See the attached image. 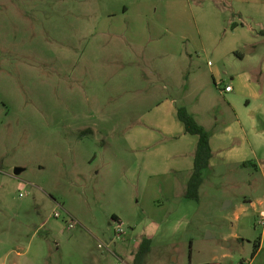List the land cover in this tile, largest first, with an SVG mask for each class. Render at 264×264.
I'll list each match as a JSON object with an SVG mask.
<instances>
[{"label":"rangeland","instance_id":"rangeland-1","mask_svg":"<svg viewBox=\"0 0 264 264\" xmlns=\"http://www.w3.org/2000/svg\"><path fill=\"white\" fill-rule=\"evenodd\" d=\"M126 1L133 0H0V258L31 239L37 245L36 230L45 220L64 227L68 219L55 218V210L77 220V227L83 222L98 227L100 239H113L109 211L131 213L139 201L128 199L136 154L127 131L137 116L154 100L172 95L204 120L201 113L210 97L219 94L213 65L136 47L112 35L109 15L119 16ZM153 1L138 0L142 16ZM157 1L153 10L172 16L162 25L174 48L224 50L215 53L216 79L223 87L233 85L230 95L241 94L243 74H250L254 92L263 90L264 73L251 69L249 54L257 53L264 63V38L257 34L264 29V15L251 16L246 30L233 33L231 13L218 14L210 0ZM249 37L253 44L245 45ZM160 40L147 38L152 45ZM231 44L239 46L238 53L226 50ZM240 53L247 60L241 62ZM222 110L217 106L209 114L222 118ZM248 171L242 174L247 181L259 179L254 168ZM232 185L219 174L208 180L199 201H174L170 209L167 203L158 206L150 189L141 201L140 222L153 216L158 225L131 235L126 224L116 243L158 232L147 264L252 261L264 228L248 203L247 213L237 218V204L249 189ZM224 193L230 196L223 201ZM231 199L234 206L226 207ZM233 227L242 241L229 235ZM262 260L264 250L254 264Z\"/></svg>","mask_w":264,"mask_h":264},{"label":"crops","instance_id":"crops-1","mask_svg":"<svg viewBox=\"0 0 264 264\" xmlns=\"http://www.w3.org/2000/svg\"><path fill=\"white\" fill-rule=\"evenodd\" d=\"M150 3L152 8L144 13L145 17L139 13L141 4L138 0L137 2L133 0L123 3L121 11H117L119 16L109 15L111 34L125 38L128 44L136 47H145L161 54L176 57L185 55L190 61L202 60L210 66L213 65L211 72L216 80L219 94L210 97L211 101L208 107L201 113L204 120H199L197 112L187 106L197 121L209 131L210 143L214 152L210 166L204 171L200 198L208 180L210 178L217 179L219 174L225 176L229 184H233L232 188L237 184L239 186L246 184L249 193L245 191L244 202L237 204V218L240 219L239 213H247L245 206L248 203L257 209L256 212L261 217L260 222L264 228V84L261 92H254L250 74H245L246 77L243 74L244 82L242 81L240 84L241 94L239 97L230 95L235 89L233 85L227 84L231 85L233 90L226 92L222 81L216 79L219 69L215 53L222 55V52L225 54V51L221 49L215 51L205 45L199 48H184L182 46L174 48L170 40L166 41L165 37L168 35L164 36L165 31L162 25L171 22L172 16L170 14L161 15L159 9L153 10V6L158 3L157 0ZM210 5L216 6L218 14L231 13L234 19L231 26L233 33L240 29L246 30V19L251 16L264 15V0H210ZM201 33L203 35L204 31ZM211 36H213V32ZM148 37L161 39L160 44H148ZM260 37L264 38L262 35ZM167 42L168 44H166ZM249 44H253L251 37L247 38L245 42V45ZM147 45L149 46L147 47ZM238 48L239 46L236 44H231L226 50L236 53ZM249 55H251L249 57L252 62L251 69L261 70V74H263L264 63L261 64L257 53L254 55V52H251ZM247 56L240 53L241 62L247 60ZM164 89H166L165 86ZM247 90H249L248 93ZM154 101L155 104L137 116L132 127L127 131V134L132 135L130 148L136 154L130 171L133 179L130 190L133 193L129 194L128 198L133 200L134 197H139L137 205L135 202L132 206L133 216L131 217V213L123 210L109 211V215H111L109 225L114 226L115 230L118 223L123 226L127 224L132 230L131 235L139 233L142 228L158 225L156 218H152L153 216H147L140 222V212L143 208L141 201L147 197L150 189L155 194L154 201L158 206L164 207L167 203L169 209L170 206L173 208L174 201L182 202L189 199L187 197L188 185L195 166L198 137L186 132L184 124L178 117V107L180 106L178 100L171 95ZM217 106L223 108L222 118L219 116L214 118L209 114ZM198 111L200 112V110ZM219 124L222 126L219 127ZM251 168L260 174L259 179L247 181L242 175L248 170L250 171ZM227 174L229 176H226ZM229 196L228 193H224L223 201ZM163 198L166 200L161 202ZM234 204V200L231 199L227 207H232ZM62 209L69 216H73L70 211ZM73 218L76 217L73 216ZM74 221L77 225V220ZM76 225L74 228H70L65 223L64 227H60V225L51 224L45 220L36 230L37 235L41 236L37 245L31 239L29 243L18 246L15 250L10 249L4 257L0 258V264H135L142 241L145 238H150L152 248L143 262V264H147V258L156 245V235L158 234V232L142 234L140 239L130 237L128 242L127 240L122 241L120 246L119 243H113L112 238L109 240L100 239L97 233L98 227L92 224L83 222L82 227ZM159 228L161 230V226ZM153 230L155 231L154 228ZM236 231L233 227L229 235L242 241L244 237ZM106 233L104 234L106 235ZM137 235H141V233ZM100 244H103L104 247H100ZM259 244V248L254 253V259L251 261L253 264L257 262L259 254L264 250V229ZM258 264H264V260Z\"/></svg>","mask_w":264,"mask_h":264},{"label":"trees","instance_id":"trees-1","mask_svg":"<svg viewBox=\"0 0 264 264\" xmlns=\"http://www.w3.org/2000/svg\"><path fill=\"white\" fill-rule=\"evenodd\" d=\"M259 34L264 36V29L259 31ZM178 117L185 126L187 133L198 137L195 166L191 176L187 197L194 200H199L200 189L204 181V171L210 166L211 159L214 155L209 131L201 125L195 116L188 110L186 106L178 107ZM259 242L256 244V250L259 248ZM151 249V239L145 238L137 253L135 264H143L145 256Z\"/></svg>","mask_w":264,"mask_h":264},{"label":"built area","instance_id":"built-area-1","mask_svg":"<svg viewBox=\"0 0 264 264\" xmlns=\"http://www.w3.org/2000/svg\"><path fill=\"white\" fill-rule=\"evenodd\" d=\"M226 92H230L233 90V87L231 85H227L224 89ZM67 214H65L64 212H62L61 210H55L54 212V217L55 218H63V219H68L66 220L67 221V224L70 228H74L75 225H76V222L71 219L69 220L68 217H66ZM125 234V231H124V228H123V225L121 223H118L116 225V228H115V237L113 238V243H116L117 241L121 240L123 238V235ZM100 247H104L103 244H100ZM240 264H253L251 261H243L241 262Z\"/></svg>","mask_w":264,"mask_h":264},{"label":"water","instance_id":"water-1","mask_svg":"<svg viewBox=\"0 0 264 264\" xmlns=\"http://www.w3.org/2000/svg\"><path fill=\"white\" fill-rule=\"evenodd\" d=\"M21 171H22L21 168H17V169L15 170V173H16V174H19ZM226 207H227V206H226Z\"/></svg>","mask_w":264,"mask_h":264}]
</instances>
